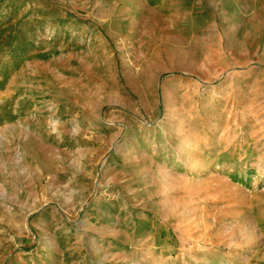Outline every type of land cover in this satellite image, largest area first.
Segmentation results:
<instances>
[{"label":"rangeland","instance_id":"374dc122","mask_svg":"<svg viewBox=\"0 0 264 264\" xmlns=\"http://www.w3.org/2000/svg\"><path fill=\"white\" fill-rule=\"evenodd\" d=\"M0 264H264V0H0Z\"/></svg>","mask_w":264,"mask_h":264},{"label":"bare ground","instance_id":"6f19581e","mask_svg":"<svg viewBox=\"0 0 264 264\" xmlns=\"http://www.w3.org/2000/svg\"><path fill=\"white\" fill-rule=\"evenodd\" d=\"M169 213H170V215H173L174 212L173 211L172 212L170 211ZM253 236H254V242L251 243V244H254L257 241V236L255 234ZM230 237L231 238L228 240V243H227V245L229 246L230 249H240V250H243V249H245L244 247H247L244 243H242V242H240V241H238L236 239V234L235 233L234 234H231ZM197 240L198 239H196L195 237H189L188 240H187V243L185 245L186 246L190 245V248H191L193 246L192 245V242L199 243ZM251 244H249V245H251ZM195 251L196 252H199V250H195ZM166 261H168V259H166Z\"/></svg>","mask_w":264,"mask_h":264},{"label":"crops","instance_id":"0c3cea01","mask_svg":"<svg viewBox=\"0 0 264 264\" xmlns=\"http://www.w3.org/2000/svg\"><path fill=\"white\" fill-rule=\"evenodd\" d=\"M218 44H220V40L219 41L217 40V43H216L217 47H215V49L213 50V52L216 55L215 60L217 62L219 59H224V63H225L226 62V57H225L226 53L222 49V46L218 45Z\"/></svg>","mask_w":264,"mask_h":264}]
</instances>
